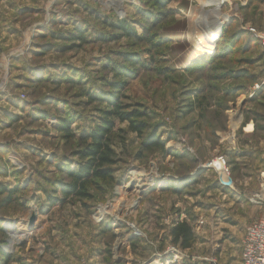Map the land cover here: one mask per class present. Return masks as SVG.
<instances>
[{"label":"rangeland","instance_id":"374dc122","mask_svg":"<svg viewBox=\"0 0 264 264\" xmlns=\"http://www.w3.org/2000/svg\"><path fill=\"white\" fill-rule=\"evenodd\" d=\"M159 1L0 0V106L10 122L0 185L20 190L9 205L0 195V264L191 262L200 213L227 191L205 166L233 154L232 187L243 179L241 148L264 131V48L245 29L264 32V0ZM192 8L218 30L208 53L194 48ZM109 98L145 113L147 131L113 119V181H95L91 199L55 204L78 166L79 137L101 124ZM66 120L73 138L60 131ZM150 133L163 151L143 150ZM181 221L195 237L188 250L171 242Z\"/></svg>","mask_w":264,"mask_h":264},{"label":"trees","instance_id":"16d2710c","mask_svg":"<svg viewBox=\"0 0 264 264\" xmlns=\"http://www.w3.org/2000/svg\"><path fill=\"white\" fill-rule=\"evenodd\" d=\"M149 1L154 5H160L159 0ZM118 27L125 31V28L122 26ZM77 32L76 39L83 42L84 40L83 36H81V32L79 30ZM251 39L254 43H258L254 38ZM71 40L73 41L74 39L71 38ZM214 41L215 37L210 46L207 48L203 47L202 50L206 53L212 51L214 49ZM229 45H231V43ZM239 76H242V72L235 75V77ZM108 102L110 109L105 112L101 124L96 126L93 131L87 135L79 137L81 149L75 154L78 158V166L75 170H66L65 175L67 183L60 187L59 191L62 198L61 200L53 201L55 204H65L69 199L73 198L78 200L91 199V195L88 191L96 185L95 181L108 183L113 181L111 167L117 163L116 154L112 150L110 143V136L115 128L113 119L117 120L119 123H126L127 130L139 137H142L144 132L147 131L148 123L145 113H141L139 109H132L130 106L122 105L117 102L115 98H109ZM59 127L64 137L73 138V134L70 132V123L67 120L61 123ZM142 147L145 151H163L164 143L155 136V133H150V135L142 141ZM234 157L235 155L233 154L229 156V160H227L229 167L232 165L231 163ZM1 165L3 164H0V172L2 173L5 169L3 170L4 166ZM2 175L6 174L3 173ZM5 188L6 187L0 185V195H6L5 204L9 205L14 201L15 197L20 194V190L18 187L11 190ZM174 189L172 191H175V193L179 192L178 189ZM170 237L172 244L178 246L182 250L190 249L195 242L191 227L185 221L177 222L173 225L170 230ZM1 257H3L4 263L9 262L8 256L1 255Z\"/></svg>","mask_w":264,"mask_h":264},{"label":"crops","instance_id":"0c3cea01","mask_svg":"<svg viewBox=\"0 0 264 264\" xmlns=\"http://www.w3.org/2000/svg\"><path fill=\"white\" fill-rule=\"evenodd\" d=\"M3 99L5 102L6 98L0 95V100L3 101ZM5 104L7 105V102ZM3 109L9 112L4 105L0 106V132L10 123L9 119L6 120L4 117L6 115L2 112ZM236 123L239 126L241 120L237 119ZM243 131L246 136L254 133L253 128L250 130L244 128ZM223 138L228 139V135ZM227 143L233 145L232 142ZM241 154L244 155L245 166L243 179L237 181L238 186L234 188L222 187L217 182L221 189L227 191L219 193L222 196L221 200L218 199L219 204L209 199L212 203L208 206H211L210 209L200 213L201 217L205 218V225L201 226L200 232H195L197 240L191 249L192 256L195 257L193 261L183 264H212L208 260H214L217 264H241L240 243L244 230L246 226L258 220L263 213V208L249 204L247 197L253 192L263 191L264 193V131L257 140H251L242 146ZM236 160L239 162L238 159Z\"/></svg>","mask_w":264,"mask_h":264},{"label":"built area","instance_id":"2783aa9c","mask_svg":"<svg viewBox=\"0 0 264 264\" xmlns=\"http://www.w3.org/2000/svg\"><path fill=\"white\" fill-rule=\"evenodd\" d=\"M246 34L254 38L262 48H264V32L247 26ZM205 168H211L217 174V182L226 188H232L229 167L227 160L223 156H217L210 161ZM247 202L251 205L262 207L261 217L246 226L241 243V264H264V193L254 192L247 197ZM212 264H217L214 260H208Z\"/></svg>","mask_w":264,"mask_h":264},{"label":"bare ground","instance_id":"6f19581e","mask_svg":"<svg viewBox=\"0 0 264 264\" xmlns=\"http://www.w3.org/2000/svg\"><path fill=\"white\" fill-rule=\"evenodd\" d=\"M115 6H119L118 3ZM192 9L193 10H192L191 21H190V33L192 32V38H194V41H193L194 48L197 51H200L202 53H206L202 49H203V47L207 48V47L210 46V44L213 42V39H214V34L213 33L214 32L217 33V30H212L214 32L211 33L210 24H212L211 23L212 21L211 20H207L206 18H204L203 14L200 13L195 8H192ZM142 176L143 175H141L140 178ZM132 181H133V187L138 192H140L142 190V188L144 187V184H143L142 180H138V178H134L133 177ZM137 191H136V193H137ZM152 264H156V262L153 261Z\"/></svg>","mask_w":264,"mask_h":264},{"label":"water","instance_id":"95a60500","mask_svg":"<svg viewBox=\"0 0 264 264\" xmlns=\"http://www.w3.org/2000/svg\"><path fill=\"white\" fill-rule=\"evenodd\" d=\"M35 220H36V216L35 215H32L31 217H29V219H28V226H29V228H32Z\"/></svg>","mask_w":264,"mask_h":264}]
</instances>
